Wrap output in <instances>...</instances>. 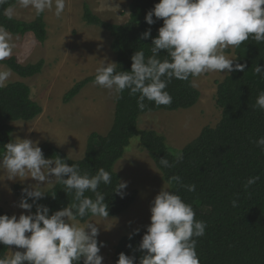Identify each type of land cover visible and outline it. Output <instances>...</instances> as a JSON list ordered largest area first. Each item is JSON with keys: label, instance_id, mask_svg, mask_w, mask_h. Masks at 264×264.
Wrapping results in <instances>:
<instances>
[{"label": "trees", "instance_id": "16d2710c", "mask_svg": "<svg viewBox=\"0 0 264 264\" xmlns=\"http://www.w3.org/2000/svg\"><path fill=\"white\" fill-rule=\"evenodd\" d=\"M156 3L159 0H132L129 20L122 25L103 20L85 4V22L107 30L113 37L112 50L117 56V71H131V57L137 50H143L146 56L151 55L152 39L158 36L163 21L157 20L150 26L145 17ZM9 6H17L15 0H7L0 7V25H4L14 36L32 33L40 43H45L48 37L45 13L32 22L14 17L8 19L2 12L3 8ZM149 28L151 37L141 39ZM165 55L161 53L162 58ZM235 55L236 63L246 64L247 67L218 84L216 103L222 111L221 121L214 128L205 127L182 150L180 156L183 159L175 167L164 168L160 165V159L166 157L174 162L177 155L169 151L164 135L153 130H141L140 119L148 113L188 110L198 104L202 93L194 82L176 79L167 88L172 96V103L168 106L157 107L154 102L145 100L146 107L141 111L137 106L139 94L131 96L125 91L122 98H117L111 130L107 135L97 132L90 134L83 159L73 160L63 150L48 143L40 146L45 158L59 156L70 166L77 165L82 174L88 173L90 176L95 175L101 167L110 172L112 183L101 184L98 191L105 195L109 217H115L129 210L139 195L137 190L128 188L122 190L123 198L114 193L118 182H121L115 166L124 157L132 139L138 137L167 183L171 177L180 176L183 184L196 185V191L189 192L172 181L170 192L180 195L185 203L193 207L195 218L207 225L205 235L197 238L196 251L200 264H264V150L253 143L264 137V110L256 107L258 95L264 92V75H257L254 71L256 65L264 67V43L257 44L250 38L236 47ZM0 64L20 77L30 79L43 72L45 60L24 65L16 57H10ZM94 78L95 75L78 82L65 95L64 102L73 101L88 85L93 84ZM42 112L43 108L33 99L28 84L14 82L0 88V155L4 152L3 146L13 141L14 128L11 123L33 121ZM253 176H259L260 180L248 189L251 193L249 196L243 185ZM24 188L22 185L15 186L20 200ZM85 195L94 198L90 192ZM234 199L237 200L236 207L232 206ZM28 202L33 203L31 199ZM75 202L74 193L68 195L64 192V186L56 183L42 199L36 201L32 213L36 211V204L47 206L51 215ZM5 214L11 217L0 207V215ZM92 218L89 215L83 220L77 219L86 223ZM146 230H139V234L135 231L119 241L114 255L115 264L120 253L134 255L136 264H139L144 253L138 248ZM129 244L132 248L128 247ZM8 249L9 246L0 245V255L7 254Z\"/></svg>", "mask_w": 264, "mask_h": 264}, {"label": "clouds", "instance_id": "9594fccd", "mask_svg": "<svg viewBox=\"0 0 264 264\" xmlns=\"http://www.w3.org/2000/svg\"><path fill=\"white\" fill-rule=\"evenodd\" d=\"M5 3L7 0H0V7ZM15 4L34 10L37 16L54 10V15L60 18L67 0H15ZM14 10V6H9L3 8L2 14L12 19ZM145 20L150 26L157 20L163 21L158 36L152 39L151 55L146 56L143 50L135 51L131 71H117L115 62L102 60L93 81L94 86L108 90L118 99L125 91L131 96L139 94L137 106L141 111L146 107L145 100L157 107L171 105L172 96L167 88L173 79L193 83L210 72H243L247 65L229 59L225 50L239 47L250 38L257 44L264 43V0H159ZM150 37L151 28L141 39ZM13 39V34L0 25V63L13 55L16 47ZM162 52L166 53L163 58ZM254 71L264 75V67L260 65ZM11 76L10 69L0 70V88L6 86ZM256 107L264 110V92L258 95ZM253 143L264 150V137ZM3 147L0 180L31 178L37 183L23 189L18 205L30 214L0 215V245L23 250L13 252L9 248L8 254L0 255V264H80L81 261L103 264L100 253L105 245L97 239L98 225L89 221L81 226L77 218L109 217L105 195L98 188L112 183L110 172L101 167L95 175L82 174L77 165L70 166L59 156L46 159L39 141L28 138H16ZM182 159L178 155L174 162L166 157L159 162L164 168H173ZM259 180V176L249 177L243 185L249 196L248 189ZM172 181L189 192L196 191V185L183 184L180 176L171 177L168 183ZM55 183L62 184L68 195L74 193L76 202L51 215L47 206L36 204L32 213L36 201L46 195L45 189ZM127 186V182H118L114 193L123 198L122 190ZM87 192L94 194V198L85 195ZM232 206H237V200L232 201ZM150 212L151 223L138 248L144 253L139 264H200L197 238L205 235L207 225L195 218L193 207L180 195L168 191L164 184L151 202ZM117 264H136V257L120 253Z\"/></svg>", "mask_w": 264, "mask_h": 264}, {"label": "rangeland", "instance_id": "374dc122", "mask_svg": "<svg viewBox=\"0 0 264 264\" xmlns=\"http://www.w3.org/2000/svg\"><path fill=\"white\" fill-rule=\"evenodd\" d=\"M131 1L67 0L65 12L60 18L54 15V10L45 12L48 36L45 43H40L32 33L25 36L13 35L16 47L11 57H16L24 65L45 60L43 72L30 79L22 78L10 69L12 76L6 85L14 82L28 84L33 99L43 108L42 114L33 121L11 123L14 128L13 141L16 138H28L39 141V146L48 143L63 150L71 159L80 160L85 156L91 133L108 134L115 119V95L90 84L70 103H65L64 97L78 82L96 75V69L101 66L102 60L117 64V56L112 50L113 37L107 30L85 22V4L103 20L122 25L129 20ZM14 8L13 17L18 20L32 22L37 18L32 9L19 6ZM235 50L236 47L225 50L226 56L234 61ZM6 69L9 68L0 64V70ZM237 72H210L201 75L194 81L195 87L202 93L196 106L188 110L143 115L140 129L164 135L169 151L173 155H180L205 127L214 128L219 124L222 111L216 103L218 84ZM115 170L121 177V182H127V188L137 190L139 195L125 213L106 219L93 217L89 220L98 225L97 239L105 245L101 252L103 264H115L116 247L124 236L147 229L151 223V202L164 184L168 191L171 188L138 137L132 139ZM36 183L31 178L24 181L0 180V207L11 216L30 214L18 206L20 199L15 193V186L28 187ZM55 184L45 191L52 189ZM80 224L83 226L85 223ZM9 248L13 252L21 251L15 246Z\"/></svg>", "mask_w": 264, "mask_h": 264}]
</instances>
